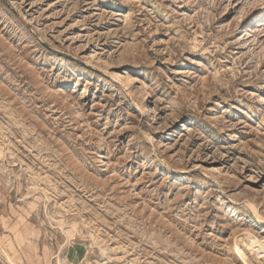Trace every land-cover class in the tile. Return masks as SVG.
I'll use <instances>...</instances> for the list:
<instances>
[{"label":"rangeland","instance_id":"rangeland-1","mask_svg":"<svg viewBox=\"0 0 264 264\" xmlns=\"http://www.w3.org/2000/svg\"><path fill=\"white\" fill-rule=\"evenodd\" d=\"M249 239L264 0H0V264H264Z\"/></svg>","mask_w":264,"mask_h":264},{"label":"bare ground","instance_id":"bare-ground-1","mask_svg":"<svg viewBox=\"0 0 264 264\" xmlns=\"http://www.w3.org/2000/svg\"><path fill=\"white\" fill-rule=\"evenodd\" d=\"M148 108H149L148 110L152 111L150 107ZM244 243L248 249L255 250L258 253L259 257L264 259V243L263 242L258 241V240L249 239L245 241Z\"/></svg>","mask_w":264,"mask_h":264}]
</instances>
